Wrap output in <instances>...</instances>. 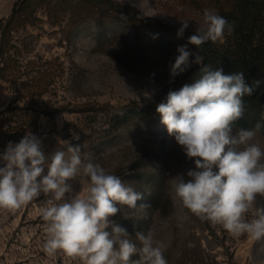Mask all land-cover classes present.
Here are the masks:
<instances>
[{
  "label": "rangeland",
  "instance_id": "1",
  "mask_svg": "<svg viewBox=\"0 0 264 264\" xmlns=\"http://www.w3.org/2000/svg\"><path fill=\"white\" fill-rule=\"evenodd\" d=\"M17 1L0 0V28ZM115 1L134 8L152 20V25H128L102 17L99 23L88 18L72 27L69 15L54 25L50 13L40 9L34 15L36 21L15 34L14 44L21 50L24 65L35 62L34 70L45 71L49 68L46 64L52 63L58 71L49 92L40 99L45 104L37 105L47 113H34L31 120L45 156L58 149L66 151L69 145L79 146L82 157L91 155L111 174L132 183L142 193L137 205L151 202V206L136 210L121 206L132 218L118 213L111 219L133 236L137 231L151 230L155 238L170 237L165 253L168 264H264V238L252 239L246 233L234 236L220 225L191 214L182 228L177 227L167 181L177 173H186L194 161L188 160L175 138L168 135L157 112L123 128L113 124L116 115L146 108L163 94L171 78V65L179 55L164 65L159 63L166 40L188 39L202 23L204 10L219 14L225 0H142L141 11L133 6L139 0ZM183 21L189 26L178 35ZM184 45L195 54L187 41ZM11 54L14 56V51ZM33 75L41 78L44 74ZM20 91L15 84L0 81V113L16 104L24 106L23 88ZM9 126L14 124L6 122L4 129ZM238 128L234 126V131ZM10 141L14 143L13 138L0 139V153ZM253 142L264 150V131L259 130ZM70 183L74 195L87 187L88 179L81 175ZM44 200L41 194L20 209L0 210V225L10 230L11 264H78L62 253L50 257L42 250L46 233L40 209ZM261 206L264 197L258 196L245 219H254L255 209Z\"/></svg>",
  "mask_w": 264,
  "mask_h": 264
},
{
  "label": "clouds",
  "instance_id": "2",
  "mask_svg": "<svg viewBox=\"0 0 264 264\" xmlns=\"http://www.w3.org/2000/svg\"><path fill=\"white\" fill-rule=\"evenodd\" d=\"M141 2L133 4L140 11ZM188 26L183 21L177 34L183 35ZM232 30L224 17L205 9L188 43L196 48L209 41L223 43L225 33ZM177 51L171 76L185 72L192 63L202 65L203 56L191 53L187 45ZM261 83L257 79L250 85L243 72L226 74L222 67L213 70L203 65L191 83L170 91L166 102L157 106L168 135L194 161L186 173L167 181L177 227L182 228L191 214L234 236L264 238V206L255 209L254 219H245L257 197H264V150L253 142L262 125L234 131L245 114L244 97L253 95ZM0 163L4 165L0 167V210L14 211L41 194L45 197L40 212L46 236L41 247L48 256L62 253L78 264H168L165 253L170 237L155 238L151 230L133 236L111 219L118 213L132 218L121 206L149 208L137 205L142 193L95 163L91 155L82 157L79 146L69 145L66 151L58 149L46 157L42 141L30 132L18 143L7 144ZM81 175L88 179L87 187L73 195L70 182Z\"/></svg>",
  "mask_w": 264,
  "mask_h": 264
},
{
  "label": "trees",
  "instance_id": "3",
  "mask_svg": "<svg viewBox=\"0 0 264 264\" xmlns=\"http://www.w3.org/2000/svg\"><path fill=\"white\" fill-rule=\"evenodd\" d=\"M40 9H46L50 13L51 22L54 25L61 24L67 15L70 16L68 24L72 27L88 18H93L99 23L98 18L102 17L128 25L141 23L151 26L153 23L134 8L115 0L17 1L12 15L2 23L0 28V63L2 64L0 81L15 84L19 93L23 88L22 92L25 96L24 106L16 104L0 113V139L13 138L14 143H18L27 133H36L34 123L31 121L32 115L37 112L47 113V110H42L37 105L49 92L58 72L52 63L46 64L49 68L45 71L44 69L34 70L35 62L24 65L20 60L21 50L14 44L15 34L25 29L27 24L34 23L36 21L34 15ZM219 14L233 25L231 33H225L224 42L209 41L199 48L190 44L195 54L199 53L203 56L202 65L192 63L185 72L175 77L171 76L164 87L163 94L146 108H133L126 114L116 115L113 118L116 128H123L138 118H150L156 112L157 106L166 102L170 91H178L184 84L191 83L196 78L200 67L208 65L213 70L222 67L226 74L243 72L246 82L250 85L257 79L261 80L260 88L253 95L244 97L245 114L235 126L248 129L260 123L262 125L260 130L264 131V0H225V5ZM194 34L196 31L191 35ZM186 41L188 42V39L177 37H174V40H166L158 58L159 63L164 65L170 58H175L179 54L177 49L185 46ZM12 51L14 56L11 54ZM142 51L139 49L138 53L142 54ZM153 54L155 55L156 52ZM194 58L195 56L190 61ZM35 72L44 75L37 78L33 75ZM40 103L45 104L43 101ZM6 122L14 126L4 129ZM141 204L151 206V202H141Z\"/></svg>",
  "mask_w": 264,
  "mask_h": 264
},
{
  "label": "crops",
  "instance_id": "4",
  "mask_svg": "<svg viewBox=\"0 0 264 264\" xmlns=\"http://www.w3.org/2000/svg\"><path fill=\"white\" fill-rule=\"evenodd\" d=\"M9 228L0 225V264H11V252L8 246Z\"/></svg>",
  "mask_w": 264,
  "mask_h": 264
}]
</instances>
